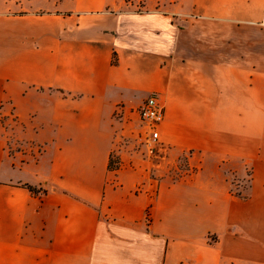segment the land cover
<instances>
[{"label": "crops", "instance_id": "0c3cea01", "mask_svg": "<svg viewBox=\"0 0 264 264\" xmlns=\"http://www.w3.org/2000/svg\"><path fill=\"white\" fill-rule=\"evenodd\" d=\"M0 264H264V0H0Z\"/></svg>", "mask_w": 264, "mask_h": 264}, {"label": "built area", "instance_id": "2783aa9c", "mask_svg": "<svg viewBox=\"0 0 264 264\" xmlns=\"http://www.w3.org/2000/svg\"><path fill=\"white\" fill-rule=\"evenodd\" d=\"M115 116L126 121L132 116L140 118L141 130L134 137L136 144L133 151L149 161L165 155V147L159 141V126L165 118V104L160 94L151 93L138 108L131 111L126 110L123 104H118ZM9 147L8 142L7 149Z\"/></svg>", "mask_w": 264, "mask_h": 264}, {"label": "rangeland", "instance_id": "374dc122", "mask_svg": "<svg viewBox=\"0 0 264 264\" xmlns=\"http://www.w3.org/2000/svg\"><path fill=\"white\" fill-rule=\"evenodd\" d=\"M3 125L5 126V128H13L15 126V118L14 117H10V121L6 122V121H2ZM134 145L133 147L129 148L128 151L131 152L134 147H135V142H132ZM8 150L10 151V153H14V147L13 145L10 144V147L8 148ZM114 159V167L117 166H121L120 165V161L118 158H113ZM196 168H192L189 163H188V157L184 156L178 160H175L173 162H171L170 164L167 165V173L175 178H178L179 176H181L184 173H189V172H193L195 171ZM250 169L247 170V175L244 178H238L235 175L229 174V179H230V188L231 191L233 192H241L242 191V186L243 187H247L249 180H250Z\"/></svg>", "mask_w": 264, "mask_h": 264}, {"label": "trees", "instance_id": "16d2710c", "mask_svg": "<svg viewBox=\"0 0 264 264\" xmlns=\"http://www.w3.org/2000/svg\"><path fill=\"white\" fill-rule=\"evenodd\" d=\"M114 159L113 158H111V160H110V168L111 169H115V167H114ZM26 187H28L32 192H34V193H38L39 191H40V189L39 188H37V187H35V186H32V185H30V184H26Z\"/></svg>", "mask_w": 264, "mask_h": 264}]
</instances>
